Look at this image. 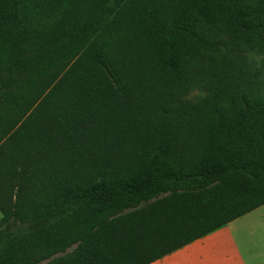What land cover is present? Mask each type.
<instances>
[{
	"label": "trees",
	"instance_id": "trees-1",
	"mask_svg": "<svg viewBox=\"0 0 264 264\" xmlns=\"http://www.w3.org/2000/svg\"><path fill=\"white\" fill-rule=\"evenodd\" d=\"M262 205L264 0H0V264H151Z\"/></svg>",
	"mask_w": 264,
	"mask_h": 264
},
{
	"label": "crops",
	"instance_id": "crops-1",
	"mask_svg": "<svg viewBox=\"0 0 264 264\" xmlns=\"http://www.w3.org/2000/svg\"><path fill=\"white\" fill-rule=\"evenodd\" d=\"M151 264H264V205Z\"/></svg>",
	"mask_w": 264,
	"mask_h": 264
},
{
	"label": "rangeland",
	"instance_id": "rangeland-1",
	"mask_svg": "<svg viewBox=\"0 0 264 264\" xmlns=\"http://www.w3.org/2000/svg\"><path fill=\"white\" fill-rule=\"evenodd\" d=\"M202 96H203V93H201L199 91H193L192 93H190V95L188 96V98L189 99H197V98H200Z\"/></svg>",
	"mask_w": 264,
	"mask_h": 264
}]
</instances>
